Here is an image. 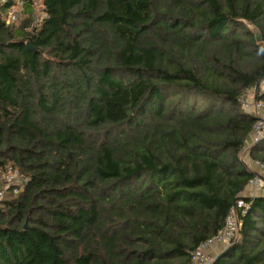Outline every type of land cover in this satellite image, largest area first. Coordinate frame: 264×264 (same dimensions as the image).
Instances as JSON below:
<instances>
[{
    "label": "trees",
    "instance_id": "trees-1",
    "mask_svg": "<svg viewBox=\"0 0 264 264\" xmlns=\"http://www.w3.org/2000/svg\"><path fill=\"white\" fill-rule=\"evenodd\" d=\"M12 2L0 176L28 181L0 201V264H188L238 196V237L212 264H264L240 102L264 79V0H42L31 31L29 2L5 23ZM248 150L264 164V139Z\"/></svg>",
    "mask_w": 264,
    "mask_h": 264
},
{
    "label": "built area",
    "instance_id": "built-area-1",
    "mask_svg": "<svg viewBox=\"0 0 264 264\" xmlns=\"http://www.w3.org/2000/svg\"><path fill=\"white\" fill-rule=\"evenodd\" d=\"M6 2L7 0H0V6ZM27 2L30 3L29 6L32 15L28 30L30 29L29 31H31L32 29L38 28L42 24V22L47 18V13L44 5L42 4V0H13L12 4L7 7L4 13V21L7 25H15L26 17L27 13L25 11V4ZM260 85L264 90V79L260 82ZM253 98L254 101L251 103V109H249V100L247 99L246 93L240 98L242 107L245 110L252 113H259L258 117L256 116L257 121L254 124L250 135L248 149L251 145L258 143L264 137V102L257 99L255 95ZM254 162L256 163V171H254V176L247 183V190L250 188L255 190L257 188H261L264 185V164L258 161ZM10 172L14 171L9 170L5 173L6 175L4 177V182L0 188V199L5 196L6 190H9L10 187H12V194H18L23 188V185H25L28 181L27 177L18 174L17 172L16 173L19 175V178L17 181H15L14 175H12ZM256 195L251 193L248 197H253ZM244 200V196L236 200L235 204L232 206L225 218L223 228L211 238L203 241L190 253V261L188 264H212L217 255L212 254L208 251V249L217 244H223L225 249L237 239L238 230L240 228L239 214L246 213L248 208V204Z\"/></svg>",
    "mask_w": 264,
    "mask_h": 264
},
{
    "label": "rangeland",
    "instance_id": "rangeland-1",
    "mask_svg": "<svg viewBox=\"0 0 264 264\" xmlns=\"http://www.w3.org/2000/svg\"><path fill=\"white\" fill-rule=\"evenodd\" d=\"M15 25H18V23L17 24H15ZM256 89L257 90H259V93H262V92H264V90H263V88H262V86L260 85V83L258 84V88H251V89H249V90H247V92H246V96H247V99L249 100V109H251V103L254 101V95L256 94L255 92H256ZM254 113V112H253ZM255 114V116H257L258 117V115H259V113H254ZM250 143V138L248 139V141H246V144H245V146L243 147V150H242V159H243V161L247 164V168L248 169H250V170H252L253 172L254 171H256V163L254 162V160L253 161H251L252 159L249 157V154H248V156H247V153H248V144ZM251 159V160H250ZM12 175H14V177H15V181H17L18 180V178H19V175L16 173V171H14V172H10ZM5 173H3L1 176H0V188L2 187V183L4 182V177H5ZM264 185L261 187V188H257V189H252V188H250V189H248L247 190V193L249 192V195L252 193H254V195H256V194H263L264 195ZM7 193H9V190H6V192H5V196L2 198V199H5V198H7V197H9L8 196V194ZM2 199H0V201L2 200ZM220 248L221 249H224V245L222 244V245H220ZM221 251V250H220ZM219 254V253H218Z\"/></svg>",
    "mask_w": 264,
    "mask_h": 264
},
{
    "label": "water",
    "instance_id": "water-1",
    "mask_svg": "<svg viewBox=\"0 0 264 264\" xmlns=\"http://www.w3.org/2000/svg\"><path fill=\"white\" fill-rule=\"evenodd\" d=\"M249 27H250L251 31L254 33L255 38H256L257 40H260V39H261V35H260V32H259V30L257 29V27H255V26H253V25H249ZM26 45H27V47L30 46L29 43H27ZM257 87H258V83L256 84L255 88H257ZM263 139H264V137H263L261 140H263ZM240 198H241V196L236 197V198L234 199V203L236 202L237 199H240ZM217 257H218V256H217Z\"/></svg>",
    "mask_w": 264,
    "mask_h": 264
},
{
    "label": "crops",
    "instance_id": "crops-1",
    "mask_svg": "<svg viewBox=\"0 0 264 264\" xmlns=\"http://www.w3.org/2000/svg\"><path fill=\"white\" fill-rule=\"evenodd\" d=\"M244 194L249 196V192L247 193V189H245ZM220 250H222V249L220 248L219 244L214 245L208 249L209 252H211L212 254H215V255H217L220 252Z\"/></svg>",
    "mask_w": 264,
    "mask_h": 264
}]
</instances>
